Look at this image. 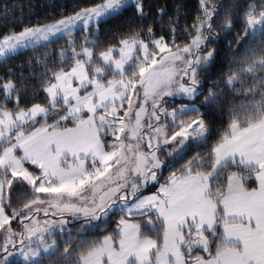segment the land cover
Wrapping results in <instances>:
<instances>
[{
  "label": "snow or ice",
  "instance_id": "6c2138e0",
  "mask_svg": "<svg viewBox=\"0 0 264 264\" xmlns=\"http://www.w3.org/2000/svg\"><path fill=\"white\" fill-rule=\"evenodd\" d=\"M181 7L0 32V264H264V0Z\"/></svg>",
  "mask_w": 264,
  "mask_h": 264
},
{
  "label": "trees",
  "instance_id": "16d2710c",
  "mask_svg": "<svg viewBox=\"0 0 264 264\" xmlns=\"http://www.w3.org/2000/svg\"><path fill=\"white\" fill-rule=\"evenodd\" d=\"M84 2L85 0H0V32L13 26L20 28L28 23L44 22L61 12H71L76 4ZM149 2L166 6L170 15L174 14L177 5H181V25L186 19L190 22L191 18L195 16L196 0H149ZM5 6L8 8L9 19L7 22L4 20ZM164 19L167 22L168 17ZM178 35L183 39V33H178ZM224 55L222 50L221 57L223 58ZM26 59V57H19L10 60L7 65L0 64V75H3L8 68L17 69V66L25 63ZM224 67L226 69L227 65Z\"/></svg>",
  "mask_w": 264,
  "mask_h": 264
}]
</instances>
